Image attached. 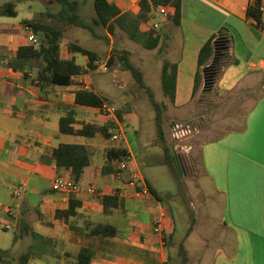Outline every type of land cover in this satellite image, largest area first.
<instances>
[{
  "label": "crops",
  "instance_id": "obj_1",
  "mask_svg": "<svg viewBox=\"0 0 264 264\" xmlns=\"http://www.w3.org/2000/svg\"><path fill=\"white\" fill-rule=\"evenodd\" d=\"M110 1L122 12L137 14L140 10V0ZM250 2L182 0L181 27L159 14L149 22L160 23L165 29L166 59L178 66L176 101L175 105L171 103L174 109L187 108L199 92H205L202 83L194 96L199 54L221 30L231 35L233 46L217 82L220 76L229 75L230 81L224 85L227 88L232 84V71L243 67L246 74L238 79L234 92L262 84L264 28L247 17ZM26 20H34V16L29 14L19 22L0 19V250L9 251L10 255L20 242L29 241L30 248L38 250L29 251L32 254L29 264H75L74 256L80 248L95 252L92 264H169L170 241L179 237L180 247L187 251L186 264L189 252L194 249L199 264H264V98L257 101L242 130L228 132L202 145V187L207 193L196 197L197 206L193 205L194 200L190 201L195 213L189 206L170 207L131 145L133 160L126 171L116 173L119 163L109 165L107 159L108 149L113 148L109 138L101 134L86 137L61 133L60 119L68 113L67 107L75 110L76 130L84 124L114 127L98 108L76 103V92L80 89L109 98L96 91L90 81L92 71L77 76L71 86L40 89L32 85L37 69L25 76L8 66L19 47L31 45ZM110 40L113 44L112 36ZM71 42L63 38V57L75 58L86 67V56L80 61V54L69 53ZM64 44H67L65 53ZM160 66L162 73L163 63L158 69ZM216 84L212 91H216ZM120 111L123 110L118 109V117L128 124V134L136 132L138 116L125 111L120 115ZM64 144L85 145L93 152L91 165L78 181L81 191L68 198L52 189L58 175L73 179L70 170H59L52 160L53 150ZM143 173L157 195L152 191L149 196L137 195L132 183L135 178L145 179ZM23 183L27 192L17 201L13 192ZM90 186H96L99 194H90ZM104 197L117 199L106 205ZM71 202L78 206L76 214L68 221L56 218V213L68 210ZM8 207L15 208L12 217L7 214ZM158 217L163 219V235L154 231V220ZM91 223L113 224L118 236H93L88 231ZM8 224L11 229L6 228ZM10 230L16 232L14 237L7 232Z\"/></svg>",
  "mask_w": 264,
  "mask_h": 264
},
{
  "label": "rangeland",
  "instance_id": "obj_2",
  "mask_svg": "<svg viewBox=\"0 0 264 264\" xmlns=\"http://www.w3.org/2000/svg\"><path fill=\"white\" fill-rule=\"evenodd\" d=\"M14 1L17 3L19 16L17 18L0 17V19H11L19 22L29 14L35 20L45 23L53 21L47 16L48 13H56L61 10V5L57 0H0V5ZM79 3V11L85 22H91L95 17L94 0H75ZM154 22L148 25L151 27ZM159 24L157 31L162 35V48L147 50L140 44L132 41L121 29H117L112 35V43L95 38L90 31L74 25L65 28L64 38L69 41H77L82 46L96 51L100 54V62L108 63V71L100 69L91 72L90 81L95 85L96 91L100 95L109 97L119 110L132 112L138 116L139 122L137 131H131L128 139L133 153L139 161L145 164V171L153 180L158 191L163 195L167 206L170 207H190L191 212L197 206L196 197L207 193L203 190L202 184L204 175L201 162L202 145L208 141L220 138L231 131H239L245 127L246 119L254 108L257 101L264 98V80L262 84L253 88H245L233 91L238 79H241L246 72L244 68L232 71V84L224 88L230 81L229 75L219 78L216 84V91L204 92L195 97L194 101L185 109L177 110L171 105L169 99H165L161 84V66L164 59L168 57L165 45V29ZM98 31L102 34L105 29L100 27ZM64 53L67 44H64ZM126 50L130 53L132 62L145 71L147 82L153 88L157 101L163 106V129L165 141L162 140L158 132L156 111L151 102L150 95L146 89L142 88L124 66L119 57L118 50ZM80 61L85 60L84 55H79ZM155 72V74H154ZM159 79L157 80V74ZM155 75V76H154ZM247 79H244V82ZM93 87V85H91ZM232 90V93L225 91ZM222 92V93H220ZM167 103V104H166ZM166 106V107H165ZM165 107V109H164ZM191 124V132L184 136H176L173 128L174 124ZM165 144L176 155L181 171L174 173L167 164ZM144 156V158H143ZM143 171V169H142ZM145 176V173H143ZM145 180H147L145 176ZM184 209V208H183ZM181 230V228H180ZM12 237L16 232L7 231ZM180 238L170 241V262L169 264H181ZM32 247L29 241L24 244L20 242L15 253L2 255L0 264H21L20 256L29 251L36 253V247ZM189 264H199L197 251L189 252ZM40 264H47L42 262Z\"/></svg>",
  "mask_w": 264,
  "mask_h": 264
},
{
  "label": "trees",
  "instance_id": "obj_3",
  "mask_svg": "<svg viewBox=\"0 0 264 264\" xmlns=\"http://www.w3.org/2000/svg\"><path fill=\"white\" fill-rule=\"evenodd\" d=\"M61 5V10L56 13H48L47 16L52 23L40 22L38 20H26L25 26H29L32 32L37 36L40 46L34 45L21 46L16 51L15 57L8 66L14 71H19L28 76L29 72L37 69V74L32 80V85L40 89L50 86H71L77 76L88 74L97 69L96 62L100 61V55L76 42L68 44V51L72 54H82L88 58L87 66H82L76 62L75 58L66 59L62 55L61 44L67 26H77L87 29L91 34L101 40L110 43V37L115 35L117 29L124 31L128 37L143 46L147 50L162 48V35L153 26L148 27L149 22L155 18V11L160 6H170L171 15L168 18L177 27H181L182 21V0H140V10L137 14L133 12H122V10L110 0H94L95 17L91 22H85L79 11V3L75 0H57ZM18 5L14 1H8L0 5V17L16 18L19 15ZM264 6L262 0H251L246 15L253 19L257 26L264 28ZM146 29L143 30L142 27ZM104 28L102 34L98 28ZM233 40L231 35L221 30L211 40H209L201 49L199 54V70L196 76L194 96L200 85L203 83L204 91L210 92L221 74L223 68L230 60ZM119 57L124 66L132 73L137 83L150 95L151 102L156 111V120L158 132L162 140L165 141L163 129V106L157 101L155 92L147 85L142 69L137 67L130 58V53L126 50H118ZM177 69L176 63L165 59L162 66L161 83L163 94L170 102L175 105L177 88ZM104 101H110L109 98H101L92 90L80 89L76 92V103L82 106L99 108ZM166 107V106H165ZM164 107V109H165ZM68 113L60 119V131L63 134L80 135L86 137H95L98 134L104 137H110L109 126H98L96 124H84L83 128L76 130L74 128L75 110L67 107ZM119 114H123L120 111ZM166 160L168 166L174 173H177V162L171 149L165 144ZM92 150L90 147L81 144H64L53 150L52 160L59 170L67 169L71 171L73 180H81L84 171L91 165ZM129 156L127 148H111L107 151L109 165L113 162L120 163ZM105 168V172L108 170ZM116 173H120L117 170ZM150 187V186H149ZM152 193H157L150 187ZM117 198L104 197V203L107 205L110 201ZM76 205L71 202L70 208L66 211H58L56 218L68 219L76 214ZM89 234L102 238H115L118 236V229L115 225L106 224H88ZM9 254V251L0 250V259L2 255ZM180 256L183 258L181 264L188 261L187 251L183 246L180 247ZM32 254L27 252L20 256L21 264H29ZM95 252L88 248H80L74 256L75 264H92Z\"/></svg>",
  "mask_w": 264,
  "mask_h": 264
},
{
  "label": "built area",
  "instance_id": "obj_4",
  "mask_svg": "<svg viewBox=\"0 0 264 264\" xmlns=\"http://www.w3.org/2000/svg\"><path fill=\"white\" fill-rule=\"evenodd\" d=\"M156 14L161 15L163 18L168 19L171 15V7L170 6H160L155 11ZM154 28H158L159 24L154 23L152 24ZM25 29L28 31V41L31 45H34L35 47L40 46V42L37 38V36L32 32L31 27L25 26ZM97 66V69L102 70L103 72L108 71V63H101L100 61L95 63ZM96 69V70H97ZM100 113L109 118L113 123L114 127L109 131L110 137L113 148L123 147L127 148L129 150V156L121 161L118 166V170L121 172H124L128 169L129 163L133 160V155L130 152V142L128 139V130L129 126L128 124L121 120L118 117V107L111 101H104L102 106L98 108ZM191 124H174V134L176 136H184L191 132ZM120 175V174H119ZM134 186L137 188V195L144 197L151 195V190L149 187V184L144 178H135L133 183ZM52 189L55 192L63 194L65 197H70L72 194H76L79 191H81L82 186L79 182L74 181L72 178L64 177V176H56V178L53 180L52 183ZM27 192V186L26 184H20L15 187L13 192V197L15 200L20 201L25 193ZM88 192L90 194L96 195L99 194V189L96 186H90L88 188ZM15 212L14 207H8L7 208V214L9 216H13ZM7 229H11V225L8 224L6 226ZM154 231L160 235H163L165 232V227L163 225V219L162 217H158L154 220ZM168 264V263H166Z\"/></svg>",
  "mask_w": 264,
  "mask_h": 264
},
{
  "label": "water",
  "instance_id": "obj_5",
  "mask_svg": "<svg viewBox=\"0 0 264 264\" xmlns=\"http://www.w3.org/2000/svg\"><path fill=\"white\" fill-rule=\"evenodd\" d=\"M174 156H175V158H176L178 171L180 172V171H181V166H180V164H179V161H178V159H177L175 153H174Z\"/></svg>",
  "mask_w": 264,
  "mask_h": 264
}]
</instances>
